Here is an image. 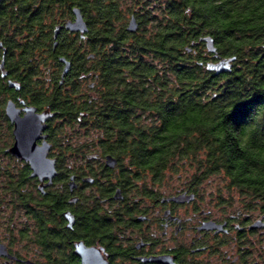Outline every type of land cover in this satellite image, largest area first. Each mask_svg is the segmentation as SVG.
Returning a JSON list of instances; mask_svg holds the SVG:
<instances>
[{"label":"trees","instance_id":"obj_1","mask_svg":"<svg viewBox=\"0 0 264 264\" xmlns=\"http://www.w3.org/2000/svg\"><path fill=\"white\" fill-rule=\"evenodd\" d=\"M16 1V10L27 8ZM73 6L87 22V50L77 54L60 36L62 57L76 53L83 62L64 75L70 89L60 101L53 94L52 105L78 122L73 131L83 137L67 142L66 128L65 149L98 146L159 179L181 170L196 181L218 176L246 202H264V0H45L31 11L46 18L38 44L47 58L54 25ZM131 17L134 32L126 30ZM228 57V70L206 69ZM59 73L49 74L58 82ZM80 73L91 94L74 98L80 87L71 81Z\"/></svg>","mask_w":264,"mask_h":264},{"label":"flooded vegetation","instance_id":"obj_2","mask_svg":"<svg viewBox=\"0 0 264 264\" xmlns=\"http://www.w3.org/2000/svg\"><path fill=\"white\" fill-rule=\"evenodd\" d=\"M44 2L26 0L19 11L16 0H0V264H81L78 253H96L102 264H264V202L248 203L238 194L233 204L223 203L216 193L204 195L202 180L188 176L172 185L169 177L136 171L98 146L65 149L62 126L72 135L78 122L52 105L53 94L60 101L70 89L60 80L64 63L53 42L64 36L79 55L87 46L85 33L65 28L74 19L73 6L54 25L61 28L55 39L52 29V55L46 57L38 44L45 41L46 18L31 11ZM76 53L65 58L70 75L83 62ZM59 70L56 82L49 73ZM88 81L82 73L71 81L80 87L74 98L89 94ZM28 109L36 118L47 114L34 144H49L50 179L32 176L29 161L10 152L14 118Z\"/></svg>","mask_w":264,"mask_h":264},{"label":"water","instance_id":"obj_3","mask_svg":"<svg viewBox=\"0 0 264 264\" xmlns=\"http://www.w3.org/2000/svg\"><path fill=\"white\" fill-rule=\"evenodd\" d=\"M74 19L69 20L65 23V28L71 31H78L81 34H84L87 31V25L83 20V17L78 8H73ZM61 26H56L53 30L54 39L59 33ZM137 29V23L134 17H131L128 21L126 30L129 32H134ZM205 42L207 50L211 53L215 52V47L213 40L210 36H205L201 39ZM57 42L54 40L53 46L55 47ZM61 62L64 63L61 72V78L67 73L69 68V62L65 60L64 57L59 58ZM234 60V57L221 58L216 61H210L206 63V69L214 71L215 73H220L228 70L230 68L231 62ZM2 68V66H0ZM62 80V79H61ZM7 114L10 119L13 118V113L10 107L7 108ZM47 114L43 113L41 118H36L33 114L32 109H28L23 118L17 119L14 118V136L15 143L10 149V152L14 155L22 158H26L32 168V176H42L45 175L47 178H51L55 174L52 160L45 157L46 151L48 150L49 144L45 142L36 147L34 144L35 138L39 131L44 130L46 125L44 124ZM13 120V119H12ZM107 161L109 165H112L114 159L110 156H107ZM2 254V253H1ZM81 257V264H102L98 261L96 253H78ZM99 262V263H98ZM105 264V263H103Z\"/></svg>","mask_w":264,"mask_h":264},{"label":"rangeland","instance_id":"obj_4","mask_svg":"<svg viewBox=\"0 0 264 264\" xmlns=\"http://www.w3.org/2000/svg\"><path fill=\"white\" fill-rule=\"evenodd\" d=\"M90 82V81H88ZM89 94H91V92H88ZM63 130L65 131L66 128H63ZM66 132V131H65ZM68 130H67V132ZM77 134H72L70 135L71 137L69 138V140L67 142H76L77 139L82 138L83 136L79 135L78 138H76ZM76 138V139H75ZM66 139V137H64V140ZM184 170L181 171H177V172H173L172 174H169V172L165 173V177H169L172 181V185H178V180L181 178H185L188 177L189 174H186ZM179 176V177H178ZM203 182L200 185V189H202L204 191V195L207 197L212 196L214 193L217 194V198L220 202L223 203H234L237 200V192L235 191H227V189L224 187V181L218 177V176H211L209 178L203 179ZM229 204V203H228Z\"/></svg>","mask_w":264,"mask_h":264}]
</instances>
